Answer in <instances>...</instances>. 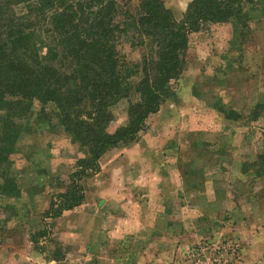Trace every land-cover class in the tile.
Masks as SVG:
<instances>
[{
	"label": "rangeland",
	"instance_id": "374dc122",
	"mask_svg": "<svg viewBox=\"0 0 264 264\" xmlns=\"http://www.w3.org/2000/svg\"><path fill=\"white\" fill-rule=\"evenodd\" d=\"M108 1L119 23L139 14L141 0ZM160 1L180 22L192 0ZM244 1L242 18L188 34L183 67L158 113L138 139L104 156L99 174L84 179L95 225L88 239L105 250L85 248L84 206L60 224L41 213L64 194L76 162L85 156L70 134L55 130V107L34 102L0 109V120L9 114L23 128L0 166V186L4 177L8 181L0 195V264H9L13 253L16 264H136L132 249L116 244L118 237L132 235L141 244L150 240L146 253L159 264H216L217 259L264 264V0ZM51 41L43 34L37 44L41 57L56 47ZM139 42L131 34L116 40L120 71L134 74L131 87L142 78L143 59L153 53L148 39ZM132 94L111 107L108 133L126 125ZM133 199L141 205H132ZM132 217L141 230L118 232L122 218L128 223ZM64 219L71 221L66 228Z\"/></svg>",
	"mask_w": 264,
	"mask_h": 264
},
{
	"label": "trees",
	"instance_id": "16d2710c",
	"mask_svg": "<svg viewBox=\"0 0 264 264\" xmlns=\"http://www.w3.org/2000/svg\"><path fill=\"white\" fill-rule=\"evenodd\" d=\"M245 3L192 0L175 22L160 0H141L138 16L119 23L108 0H0V109L15 103L53 105L55 130L70 134L85 151L64 194L49 203L43 218H57L79 206L84 198L80 183L87 173H98L99 160L107 152L132 143L145 130L170 94V82L180 74L188 34L209 23L242 18ZM43 34L56 46L48 57H41L37 47ZM128 34L138 35L141 44L148 39L153 49L149 59H143L142 78L133 87L128 80L134 74L120 71L116 52V40ZM131 94L135 100L128 102L126 125L108 133L111 107ZM21 129L9 114L0 120V166ZM3 175L0 169V178ZM7 182L4 177L3 184Z\"/></svg>",
	"mask_w": 264,
	"mask_h": 264
},
{
	"label": "crops",
	"instance_id": "0c3cea01",
	"mask_svg": "<svg viewBox=\"0 0 264 264\" xmlns=\"http://www.w3.org/2000/svg\"><path fill=\"white\" fill-rule=\"evenodd\" d=\"M138 139V138H137ZM17 141H19V138L17 139ZM123 146H125V145H122V146H119L118 148H122ZM118 148H115V149H118ZM115 149H112V150H115ZM111 150V151H112ZM110 152V151H109ZM108 153V152H107ZM106 153V154H107ZM105 154V155H106ZM104 155V156H105ZM104 156L99 160V172L102 170V164H101V162H102V159L104 158ZM99 172L98 173H96V174H91V173H87V176H89V175H91V176H93V175H97V174H99ZM86 176V177H87ZM86 177L84 178V179H86ZM84 179L81 181V183H80V185L82 186V184H83V181H84ZM125 179L127 180L128 179V176H127V178L125 177ZM82 188H83V186H82ZM35 189H31V192H32V194H31V196H33V197H35V196H37V194L38 193H36L35 191H34ZM105 191H108L107 189L105 190ZM111 192H116V193H118V191L117 190H113V191H111ZM120 192V191H119ZM154 194V193H153ZM116 195V194H115ZM83 196H84V198H83V201L81 202V204L79 205V206H77L76 208H74V209H72V210H69V211H64L59 217H57V218H50L49 219V221H51L52 222V220H53V222L55 221V222H59V221H61L62 220V217L63 218H72L73 216H74V214H76V210L77 209H79V208H81V207H83V208H86L85 210H84V216H85V218H82L83 219V221L85 220V224H84V227L83 228H85L84 230L86 231V229L87 228H89V231H88V234L86 235L87 237H86V240H85V242H86V246H85V248L86 249H88V250H90V252L91 251H94L95 249V246H99L100 247V249H102L103 248V250H105V248L101 245H98L97 243H94L93 241H92V239H88V235H89V237H92L93 235H92V231H93V229L95 228V225H93L92 223H91V219H92V212H91V209L89 208V207H86V206H88L87 205V203H86V201H85V191H84V189H83ZM154 196V195H153ZM100 204L101 203H103L101 200H99L98 201ZM145 202V201H144ZM49 203H51V202H47L46 203V205L44 206L45 208L43 209V211H41V213L42 212H46L47 210H48V208H49ZM132 205H136L137 207L138 206H140L141 205V202H137V200L136 199H133L131 202H130ZM83 204V205H82ZM108 204H109V199H106V201H105V206H108ZM82 205V206H81ZM164 208H163V211H166L167 209H168V206L164 203V205H162ZM144 208H146L145 206H144ZM104 209L102 208V207H99V209H98V212L101 214V215H103L102 214V212L104 213V215L107 213L106 212V210H104ZM146 210L148 211V209L146 208ZM87 211H88V215H87ZM122 211H121V209H117V214H119V213H121ZM134 212V211H133ZM40 213V214H41ZM109 213H111V211H109V209H108V214ZM115 213V212H114ZM70 214H73V216L72 215H70ZM107 215V214H106ZM86 216H87V219H86ZM107 217H105L103 220H101V222H100V226L99 227H101L102 228V226H104V224H105V226H106V221H105V219H106ZM72 220V219H71ZM68 221V222H67ZM146 221V220H145ZM65 222H67V223H70L71 221H69L68 219H64L63 220V224H64V227L66 228L67 226H65ZM92 222L94 223V221L92 220ZM86 223H88L87 225H86ZM124 222V218H122V222H121V225H117L116 226V229H117V231L119 232V231H121V232H124V234H128V233H130L131 234V232L132 231H140L141 230V228L142 227H140V228H138V227H136L137 226V222H136V219L134 218V217H132V219H129V222L128 223H125ZM58 224H60V222L58 223ZM32 228V227H31ZM148 228V230H150V226H148L147 227ZM166 227H164V229H165ZM167 228H170L169 226H167ZM166 228V229H167ZM152 229H154V228H152ZM125 231H127L126 233H125ZM28 232V234H29V231H27ZM49 232H50V230H49ZM103 234V233H102ZM136 235H132V237H118V241H116V244H119V243H121V242H124L122 245L124 246L125 245V247H123V248H126L128 251H130V249H132V252H133V258H132V260L133 261H135L136 262V264H159V263H157V262H155V258H152V255H151V253H146V250H145V248L146 247H148V246H150V240H148V242H144L143 244H141L140 243V240H139V238H136L135 237ZM27 239H28V235H27ZM120 239H121V241H120ZM25 241H26V239H25ZM109 244H112V243H110L109 242ZM87 246H90V248H87ZM105 246V245H104ZM102 247V248H101ZM123 253V252H122ZM153 253V252H152ZM16 254H11V256H9V257H7V260H10L9 262V264H16L17 263V258H16V256H15ZM6 260V259H5ZM30 261L31 262H35V263H37V259L36 258H30ZM43 261L45 262V263H54V261L53 260H47V259H43ZM49 261V262H48ZM163 264H166L165 262H163Z\"/></svg>",
	"mask_w": 264,
	"mask_h": 264
},
{
	"label": "built area",
	"instance_id": "2783aa9c",
	"mask_svg": "<svg viewBox=\"0 0 264 264\" xmlns=\"http://www.w3.org/2000/svg\"><path fill=\"white\" fill-rule=\"evenodd\" d=\"M216 264H219L220 263V261L217 259V261H214Z\"/></svg>",
	"mask_w": 264,
	"mask_h": 264
}]
</instances>
